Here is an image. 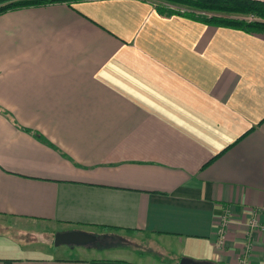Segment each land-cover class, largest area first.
Instances as JSON below:
<instances>
[{
    "label": "crops",
    "instance_id": "obj_1",
    "mask_svg": "<svg viewBox=\"0 0 264 264\" xmlns=\"http://www.w3.org/2000/svg\"><path fill=\"white\" fill-rule=\"evenodd\" d=\"M163 5L0 14V264H264V33Z\"/></svg>",
    "mask_w": 264,
    "mask_h": 264
},
{
    "label": "trees",
    "instance_id": "obj_2",
    "mask_svg": "<svg viewBox=\"0 0 264 264\" xmlns=\"http://www.w3.org/2000/svg\"><path fill=\"white\" fill-rule=\"evenodd\" d=\"M54 1L77 0H0V14L27 6ZM173 8L162 6L165 15L176 14L189 20L212 26L227 27L247 34L264 33V2L258 0H158ZM252 16L253 20L244 19ZM27 131V130H26ZM43 140V138L34 133Z\"/></svg>",
    "mask_w": 264,
    "mask_h": 264
},
{
    "label": "water",
    "instance_id": "obj_3",
    "mask_svg": "<svg viewBox=\"0 0 264 264\" xmlns=\"http://www.w3.org/2000/svg\"><path fill=\"white\" fill-rule=\"evenodd\" d=\"M92 239H93L92 236L77 231L61 232L54 234L53 244L57 245L60 243H64V244L80 245V244H86L90 242ZM178 264H203V263L194 262L192 260L183 258L179 260Z\"/></svg>",
    "mask_w": 264,
    "mask_h": 264
},
{
    "label": "built area",
    "instance_id": "obj_4",
    "mask_svg": "<svg viewBox=\"0 0 264 264\" xmlns=\"http://www.w3.org/2000/svg\"><path fill=\"white\" fill-rule=\"evenodd\" d=\"M247 20H251L254 19L252 16H248L246 18ZM256 214L255 212H252L251 217L248 219L247 221V226L249 229H259L262 230L264 232V224H260L257 219L255 218ZM227 219H220L219 223H218V228H217V241H216V245L217 246H222L223 245V238H224V226L227 223ZM252 248V244L251 242H247L244 246V253L248 254L251 251ZM241 264H244V260L241 261Z\"/></svg>",
    "mask_w": 264,
    "mask_h": 264
},
{
    "label": "rangeland",
    "instance_id": "obj_5",
    "mask_svg": "<svg viewBox=\"0 0 264 264\" xmlns=\"http://www.w3.org/2000/svg\"><path fill=\"white\" fill-rule=\"evenodd\" d=\"M244 19H246V18H244Z\"/></svg>",
    "mask_w": 264,
    "mask_h": 264
}]
</instances>
